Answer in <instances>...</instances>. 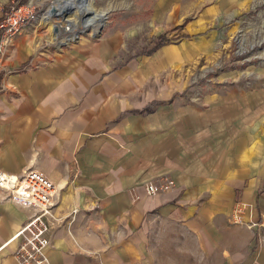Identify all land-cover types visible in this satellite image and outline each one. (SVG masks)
<instances>
[{
  "label": "crops",
  "instance_id": "0c3cea01",
  "mask_svg": "<svg viewBox=\"0 0 264 264\" xmlns=\"http://www.w3.org/2000/svg\"><path fill=\"white\" fill-rule=\"evenodd\" d=\"M30 33L15 35L0 62V168H37L54 182L49 264H264V149L255 136L250 166L236 159L227 168L226 140L179 129L162 114L173 106L137 112L136 76L114 69L119 36L78 41L21 69L34 51ZM162 173L176 186L146 194L143 182ZM236 199L249 203L244 222L231 219ZM31 214L0 192V264H19L20 238H10Z\"/></svg>",
  "mask_w": 264,
  "mask_h": 264
},
{
  "label": "rangeland",
  "instance_id": "374dc122",
  "mask_svg": "<svg viewBox=\"0 0 264 264\" xmlns=\"http://www.w3.org/2000/svg\"><path fill=\"white\" fill-rule=\"evenodd\" d=\"M13 1L0 5L6 8ZM27 1L39 10L27 27L34 43L30 66L39 56L51 59L78 41L119 36L114 69L130 68L136 76L131 94L132 103L141 106L138 113L157 105L173 106L162 114L177 117L179 129L210 136L212 144L226 140L227 168L234 169L230 165L236 159L250 166L251 144H246L250 136L264 149V0H92L95 11H106L98 34L88 28L59 45L51 40L48 24L40 20L52 0H19ZM9 56L6 48L1 61ZM245 104H252L257 113L242 112L239 105ZM55 198L56 192L54 216ZM53 218L46 217L48 224L57 221Z\"/></svg>",
  "mask_w": 264,
  "mask_h": 264
},
{
  "label": "built area",
  "instance_id": "2783aa9c",
  "mask_svg": "<svg viewBox=\"0 0 264 264\" xmlns=\"http://www.w3.org/2000/svg\"><path fill=\"white\" fill-rule=\"evenodd\" d=\"M39 10L31 1H13L6 8L0 5V61L8 44L15 35L22 32L36 20ZM32 59L21 67L30 66ZM148 195H155L172 190L176 186L174 178L166 173L158 174L145 180L142 184ZM0 189L9 200L33 209L30 218L11 236L20 238L14 254L19 264H49L44 252L50 244L48 232L51 225L46 217L58 219L51 212L53 196L56 192L54 182L42 171L28 169L21 176L0 168ZM248 203L237 201L232 208V218L240 220V215Z\"/></svg>",
  "mask_w": 264,
  "mask_h": 264
},
{
  "label": "bare ground",
  "instance_id": "6f19581e",
  "mask_svg": "<svg viewBox=\"0 0 264 264\" xmlns=\"http://www.w3.org/2000/svg\"><path fill=\"white\" fill-rule=\"evenodd\" d=\"M51 4L55 12L49 7L40 14V20L48 24L50 38L57 45L76 39L88 28L97 35L105 21L106 11H95L92 0H52Z\"/></svg>",
  "mask_w": 264,
  "mask_h": 264
},
{
  "label": "water",
  "instance_id": "95a60500",
  "mask_svg": "<svg viewBox=\"0 0 264 264\" xmlns=\"http://www.w3.org/2000/svg\"><path fill=\"white\" fill-rule=\"evenodd\" d=\"M50 7H51V9H52V12H55V11H54V7L52 6V4H51V6H50Z\"/></svg>",
  "mask_w": 264,
  "mask_h": 264
}]
</instances>
